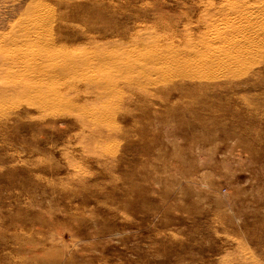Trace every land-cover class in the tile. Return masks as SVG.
<instances>
[{"label": "rangeland", "instance_id": "1", "mask_svg": "<svg viewBox=\"0 0 264 264\" xmlns=\"http://www.w3.org/2000/svg\"><path fill=\"white\" fill-rule=\"evenodd\" d=\"M234 4L264 30V0H0V41L35 11L53 54L28 95L0 51V264H264V35L216 77L127 68Z\"/></svg>", "mask_w": 264, "mask_h": 264}, {"label": "bare ground", "instance_id": "2", "mask_svg": "<svg viewBox=\"0 0 264 264\" xmlns=\"http://www.w3.org/2000/svg\"><path fill=\"white\" fill-rule=\"evenodd\" d=\"M233 10H234V13L236 14V16H233V17H230L228 15H221L219 18H214V13L210 14V17L207 18V20L205 22L204 34L199 37L200 39L198 41L190 44V47H192L193 50L190 52L189 55L186 54V52L181 53L179 51V52H175V54L172 57L168 58L166 56L167 53H165L163 51H161V52H158V51L149 52L146 55H141L140 57H136L135 58L136 63L133 62L131 64H128L127 68L128 69L132 68L138 64V68H141V73H147V71L149 70L147 68V66H148L151 68V70L156 75H162L163 76L165 73H168L166 75L174 74V75L182 76L185 78H187V77L191 78L192 76H197V75H202L204 78H210V77H216L217 75H221V69L219 70V69L215 68L216 65L214 66V64L220 62L219 61L220 57L222 59H224L225 61H227L232 66H235V64H239L241 62H244L248 59L249 55H251L254 52V49H253L254 45L253 44L259 40L260 36L264 35V30L261 29V25H262L261 19L255 20L254 18L249 16L251 13L249 8L245 7L244 5L238 6V5L234 4ZM35 13H36L35 11H31L30 13H28L26 15V16H28L27 21L21 20L20 22L17 21V22H14L13 24L11 23V26H10L11 27L10 28L11 29V31H10L11 35L8 34V36L6 38H4L3 40L0 41V51L2 50V47L4 46L8 49H11L10 53H12V56L8 60V62H6L5 64H2V66H5L6 68H8L10 70L15 69V70H17V73H19V74L22 72H25V74L28 78V80H24L25 85L23 87L19 88L18 86H14V88H12L13 92L20 93V91H21L22 94H28V95L31 93H37V94L43 93V91H44L43 86H44L45 80L47 79V81H48L49 76H51V75H49L48 71L44 72L41 66L44 63L49 62L53 58V54L51 53V50L49 52L47 50L46 46L44 45L45 40L43 39V37H41L42 34L40 33V24L42 22H40L39 15L37 13L36 14ZM263 13H264V5L258 11V14L261 17L263 15ZM9 25H10V23H9ZM53 50H54V47H53ZM89 53L91 54V52H89ZM64 54H62L58 58V64L61 68V72L63 75L65 73H68L69 71L73 70L74 68H77L78 66L76 64H78V63L80 64L81 67L84 66L83 65L84 60L80 59L82 57H79L77 55L76 56H73V55L68 56V55H64ZM76 54H77V52H76ZM78 54H79V52H78ZM81 54H83V53H81ZM181 55H184L185 57L181 56ZM94 60L96 61V63L92 64V65H97V59L95 58ZM168 66H170L168 68V70H165V68ZM116 69L119 73H121L123 71L122 66H120V65ZM38 70H41V74H39ZM124 70H125V66H124ZM136 71L138 72V70H136ZM150 81L154 82L155 80H150ZM78 85H80V84H78ZM86 85H88L87 82H86ZM99 87L100 86L96 85L95 89L99 90ZM192 88H193V86H192ZM8 92H10L9 87H7L3 91L4 94H7ZM149 103H151V102H149ZM122 156H124V155H122ZM132 158H134V157H132ZM119 159H120V157H119ZM115 162H116V160H115ZM107 168H109V167H107ZM116 168H118V166ZM107 174H109V173H107ZM75 175L73 177H75ZM99 176H101V175H99ZM105 178H106V176H105ZM101 183H105V182H101ZM109 185H111V184H109ZM96 188H98V187H96ZM130 190H131V188H130ZM98 205H100V204H98ZM130 207L132 208L131 204H130ZM108 211H110V210H108ZM86 230H88V229H86ZM73 234H75V233L73 232ZM76 235H77V233H76ZM81 236H82V233H81ZM92 238H93V236H92ZM78 240L79 239H77L76 241H78ZM93 251L91 250V252H93ZM93 257H95V256L93 255ZM89 259L90 258H88V260ZM90 260L88 262H90ZM99 262H101V261H99Z\"/></svg>", "mask_w": 264, "mask_h": 264}]
</instances>
